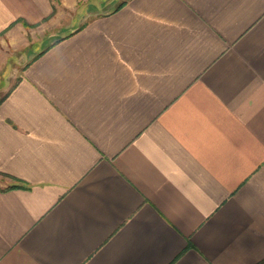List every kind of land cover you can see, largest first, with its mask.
Masks as SVG:
<instances>
[{"label": "crops", "instance_id": "crops-1", "mask_svg": "<svg viewBox=\"0 0 264 264\" xmlns=\"http://www.w3.org/2000/svg\"><path fill=\"white\" fill-rule=\"evenodd\" d=\"M79 1L0 0V264L262 263L264 0Z\"/></svg>", "mask_w": 264, "mask_h": 264}, {"label": "rangeland", "instance_id": "rangeland-1", "mask_svg": "<svg viewBox=\"0 0 264 264\" xmlns=\"http://www.w3.org/2000/svg\"><path fill=\"white\" fill-rule=\"evenodd\" d=\"M123 0H80L77 4V11H70L72 12L71 15L67 14V22H71V25L73 27H75L76 25H78L80 23V15L82 14L81 11H83V8L85 6H95V5H100L102 2L105 4L104 6H107L108 8L107 9H110L112 8L113 5H116L117 3L119 2H122ZM74 8V7H72ZM81 11H80V10ZM79 10V11H78ZM77 12V13H76ZM68 13V11H67ZM71 26V27H72ZM4 178L0 177V181H3Z\"/></svg>", "mask_w": 264, "mask_h": 264}, {"label": "trees", "instance_id": "trees-1", "mask_svg": "<svg viewBox=\"0 0 264 264\" xmlns=\"http://www.w3.org/2000/svg\"><path fill=\"white\" fill-rule=\"evenodd\" d=\"M20 186H21L20 184H14L13 186H11V188H18ZM260 264H264V261L262 263H260Z\"/></svg>", "mask_w": 264, "mask_h": 264}]
</instances>
